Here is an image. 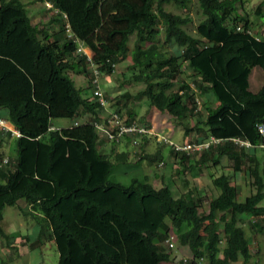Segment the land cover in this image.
Wrapping results in <instances>:
<instances>
[{
    "label": "trees",
    "instance_id": "trees-1",
    "mask_svg": "<svg viewBox=\"0 0 264 264\" xmlns=\"http://www.w3.org/2000/svg\"><path fill=\"white\" fill-rule=\"evenodd\" d=\"M51 1L58 11L46 24L60 26L58 37L32 21L23 0H0V116L20 132L14 158L0 145V235L12 237L6 244L13 248L20 233L4 230L3 210L22 200L28 208L20 212L38 224L34 247L53 241L57 264H175L186 255L183 264H248L254 253L241 214L253 217L254 231L264 230V163L260 167L255 152L264 151V134L257 127L264 124V35L253 31L244 1L196 0L200 17L194 35L184 28L190 16L165 6L188 9L191 0ZM254 13L264 25V0ZM160 34L173 45L171 52ZM131 35V59L138 68L134 79L145 84L136 96L176 118L190 112L203 117L204 133L197 140L220 139L203 148L193 164L186 151L171 147L173 156L187 167L217 165L226 156L234 170L251 179V194L239 200L231 175L212 170L208 176L216 193L201 210L198 195H174L170 186L157 187L147 176L133 177L127 185L109 180L114 163L132 156L99 148L93 121L103 108L93 92L82 96L70 72L89 63L76 51L78 41L90 49L101 75L113 72L127 54ZM182 68L193 86L182 79L175 89ZM254 68L263 75L255 90L250 87ZM210 92L214 97H206ZM121 106L116 107L120 114L136 118ZM80 114L87 118L78 120ZM53 118L72 121L52 128ZM76 120L80 123L74 125ZM233 137L252 145H239ZM2 161H10L7 169ZM170 231L176 237L173 246ZM177 245L187 254L171 257Z\"/></svg>",
    "mask_w": 264,
    "mask_h": 264
},
{
    "label": "rangeland",
    "instance_id": "rangeland-1",
    "mask_svg": "<svg viewBox=\"0 0 264 264\" xmlns=\"http://www.w3.org/2000/svg\"><path fill=\"white\" fill-rule=\"evenodd\" d=\"M23 1L27 4L29 15L32 14L30 15L32 21H38L37 16H34L33 14L38 13L41 0ZM243 1L244 7L250 13V19L254 21L253 31L257 33L258 36L264 35V25L254 13V10L260 0ZM165 6L166 9L173 12L189 15L191 20L186 25H184V28L189 33L193 35L195 34V25L200 17V14L197 13L198 4L196 0H191L188 9H180L179 6L174 4H166ZM52 14L53 13H51L49 10H46L43 14H40L39 18L44 20L41 23L38 22V25L41 27V25L44 24L46 27L45 24L47 22L45 19L50 17ZM47 28L53 30L54 25L49 27L47 24ZM133 41L134 35H131L129 40L130 49L123 58L115 63L114 71L110 73H101V75H99V87L108 100L107 108L120 107L124 103V106L122 105L121 107H127L128 110L131 109L133 112L131 114L137 115L136 113H138L139 115L137 116L139 117L136 116V118H138L142 123L149 125V130L152 131V133L145 135L137 146H134L133 142L128 138L123 141L127 142L128 145L133 147V156L131 155L133 158L131 157L128 162H115L108 175L109 180L118 181L127 185L131 182L133 177L143 180L144 176H147L149 180L157 187L163 185L164 183L170 186L174 195H178L180 191H183L185 194H188L189 191H191L193 196L198 195L202 203L200 208L201 210L207 209L209 199L216 193V190L211 185L210 177L208 176L212 170L216 171L217 173L224 172L231 175V180L236 186L238 194L237 198L239 200H242L245 195H249L250 192L252 193L254 188L251 184V179L249 176L245 175V173L242 171L239 172L234 170L233 160L227 158L226 156H222L220 158V162L217 165L211 164L208 166L207 164H201L200 166L193 167L184 166L177 156H173L171 144L163 139L171 140L176 144L179 143L180 145L188 141L200 142L197 139L198 136H202L204 133L202 128L203 117H198L196 114L192 115V112H190L181 118H176L171 116V114L165 110L162 111L156 108L154 109V107L150 105L147 98L136 96L138 91L145 87V84L134 79V73L138 71V68L133 65L131 59L130 50L133 48ZM159 41L164 43V36L162 34L159 36ZM164 44L171 52L173 45L170 43ZM77 68L78 70L75 69L71 71L76 87L81 89L82 96H92V90L87 84L88 78L92 73V67L88 63L86 68L84 66L82 68ZM88 69H90V73ZM262 78V71L259 68H254L250 74L251 89L255 90L260 84ZM182 79L189 81L190 85L193 86V79L190 77L189 71L187 68H182V72L178 75V78L174 80L175 89L178 88L179 81ZM196 91V99L200 101L199 106H202V96L198 94L199 90ZM205 95L206 97L210 98L214 97V95L212 96V92H210V95L209 93H205ZM197 109L198 108H196V110ZM201 113H203V111H201ZM71 121L72 120L68 118H53L51 120L53 124L59 126H68ZM186 127L189 129L187 134L185 132ZM0 133V145L4 147L5 155H11V157L14 158L16 155L15 142H13L14 146H11L10 143L11 136L16 135L11 133V131L3 132L2 129H0ZM150 138H154V140L156 138H162L160 141L155 140L160 144H157V146L155 145L154 148L158 149L159 153H161L158 160L149 159L148 156H146V153H143L144 148L142 147L143 145H141V143L143 140H150ZM140 147H142V149ZM116 152H118V150ZM199 152L200 151H189L192 164L197 158ZM155 153H157V151ZM257 157L259 158V165L261 167L264 163V151L260 148L257 149ZM7 163H10V161L6 163L2 161L1 168L7 169L9 167ZM162 170L165 171V180L162 177ZM260 204H264V201H261ZM14 206H7L3 210L4 218L2 219L1 225L3 226L4 230L14 233L19 232L20 234L25 233L34 237L38 228L37 222L32 217L23 215ZM241 215V217L244 219L243 224L246 235L250 242V249L254 253L248 264H264V230L254 231L251 227L253 217L244 213ZM7 238L11 239L12 237L4 238L0 235V248L3 246L4 249V253L2 255L0 252V262L3 260V257H7L6 255H11L12 259L14 256H16L18 250H22V246L16 243L14 244L13 249L9 247V245L6 244V242L9 240ZM25 248L27 247L24 246V249ZM38 248L39 254L34 253L35 257L33 259L34 261H32V264H36L37 262H39V264H57L58 252L53 241H47ZM169 253L171 257H177L181 254H187V251L185 252L181 246L177 245L172 250H170ZM10 260L8 261L6 259V261H3L6 264H12L13 260ZM13 264L21 263L19 260H16ZM231 264H240V262L235 261Z\"/></svg>",
    "mask_w": 264,
    "mask_h": 264
},
{
    "label": "built area",
    "instance_id": "built-area-1",
    "mask_svg": "<svg viewBox=\"0 0 264 264\" xmlns=\"http://www.w3.org/2000/svg\"><path fill=\"white\" fill-rule=\"evenodd\" d=\"M42 4L46 8V10L52 11L53 13H56L58 11V9L54 7V3L51 0H42ZM237 28H239V26ZM76 51L80 52L82 55H85L87 61L89 62V65L92 67V77H91L92 92L93 95L98 100L99 105L103 108V111L99 115V117L93 121V126L95 130L98 132L99 136H102L106 141L110 143L112 142L121 143L128 138L133 142L134 146H137L145 135L152 133V131L149 130L150 126L142 123L137 118L128 119V116L124 114V112L123 113L121 112L120 114L117 111L116 107L107 108L108 100L106 99L105 95L103 94L102 90L99 87L100 74L98 68L92 63L91 55L87 54L83 50V45L81 43L78 44ZM197 108L199 109V107ZM79 123L80 122L76 120L74 121L73 124L76 125ZM257 127L259 132L264 134V124L258 123ZM0 129H2L3 131H11V133L15 134L16 136L20 135L19 130L16 129L14 126H10V122L2 116H0ZM157 139L158 141L162 140V138H157ZM163 140L169 142V144H171V146L175 150L186 151L187 153H189L190 150L201 151L203 148L207 147L210 143L218 142L220 139L211 136L204 141H200V142L188 141L182 145H180L179 143L176 144L171 140H166V139ZM232 140L239 145H244V146L252 145V143L247 139L233 137ZM175 240L176 237L174 233L170 231L168 237L169 246H173ZM186 257L187 256H183L182 260L175 264H183L188 258Z\"/></svg>",
    "mask_w": 264,
    "mask_h": 264
},
{
    "label": "crops",
    "instance_id": "crops-1",
    "mask_svg": "<svg viewBox=\"0 0 264 264\" xmlns=\"http://www.w3.org/2000/svg\"><path fill=\"white\" fill-rule=\"evenodd\" d=\"M46 11V8L43 6V4H42V2H41V5H40V7H39V11H38V13H36V14H33L34 16H37V18H38V21L37 20H35V22L34 23H38V22H42L43 20L42 19H40L39 17V15L40 14H43L44 12ZM51 13H53L52 11H50ZM54 14V13H53ZM30 15H32V14H30ZM36 19V18H35ZM50 19V17H48L47 19H45V21L47 22V20H49ZM48 25H49V27H51L52 25H54V28H53V30H51L50 28H47V24H46V27L44 26V24L43 25H41V26H43V27H45L49 32H51V33H53L56 37H58V35H59V33H58V31H59V25L56 23V22H53V23H48ZM57 26V27H56ZM82 44V43H81ZM83 45V50L87 53V54H89V55H91V51H90V49L87 47V46H84V44H82ZM78 70V69H77ZM76 70V71H77ZM70 74H71V72H70ZM71 77H72V74H71ZM72 79H73V77H72ZM73 81H74V79H73ZM74 85H75V81H74ZM76 86V85H75ZM155 109V108H154ZM129 112V111H128ZM134 113H136V112H134ZM128 115H129V113H127ZM137 115H139L138 113H136ZM81 116L79 117V118H77L78 120H84V119H86L87 118V115H82V114H80ZM137 117H139V116H137ZM52 123V122H51ZM71 124V123H70ZM69 124V125H70ZM68 125V126H69ZM10 126H13V124L12 123H10ZM55 127H57V128H59V127H65V126H59V125H56V124H53L52 123V128H55ZM1 134V133H0ZM3 134V133H2ZM100 137V139H99V144H98V146H99V148L103 151V152H106V153H108V152H110V151H112V154L113 153H115L117 150L118 151H128L131 155H132V150H133V147L131 146V145H128L127 144V142H123V143H121V144H113V143H110V142H107L102 136H99ZM0 138H1V135H0ZM201 138V136H198V139H200ZM14 140H16V136H11V143H10V145L11 146H14L13 145V142H15ZM155 140H157L158 141V139L156 138ZM154 140V138H150V140H143L142 141V144L141 145H143L142 147L144 148V152L143 153H146V155H156V154H158V155H160L161 153H159V151H158V149H154L155 148V145L157 146V144H159V143H157L156 141ZM160 145V144H159ZM1 147L2 148H4L2 145H1ZM142 147H140L141 149H142ZM257 149L258 148H256V150H255V152H256V154H257ZM261 149V148H260ZM157 151V153H155ZM130 155V156H131ZM8 157H9V155H7ZM133 156V155H132ZM133 158V157H132ZM11 161H13V160H11ZM173 162V161H172ZM240 172V171H239ZM165 171L164 170H162V177L164 178V180L166 179V176H165ZM250 194H251V192H250ZM19 205H20V207H19ZM12 206H14V205H12ZM18 211H20V208L21 209H25V208H28V205L24 202V201H22V200H19L16 204H15V206H14ZM4 218V217H3ZM2 218V219H3ZM1 222H2V220H1ZM36 239V234H35V236L33 237V236H31V235H29V234H25V233H21V234H18L17 235V238L15 237V239H13V242L12 243H16V244H19V245H21L22 246V250H18L17 251V254H16V256H14L12 259H11V255H6V256H9L10 257V261H12V264L16 261V260H19L20 261V263L21 264H32V261H34L33 259H34V257H35V255H34V253H37V254H39V248L38 247H34V245H33V241ZM6 246V245H5ZM14 245H12V247H13ZM24 246L25 247H27V248H25L24 249ZM6 248V247H5ZM13 249V248H12ZM16 249V248H15ZM0 252H1V255L4 253V249H3V246H2V248H0ZM6 254H8V253H6ZM57 262H58V259H57ZM1 264V263H0ZM2 264H6L4 261L2 262ZM36 264H39V262H37Z\"/></svg>",
    "mask_w": 264,
    "mask_h": 264
},
{
    "label": "clouds",
    "instance_id": "clouds-1",
    "mask_svg": "<svg viewBox=\"0 0 264 264\" xmlns=\"http://www.w3.org/2000/svg\"><path fill=\"white\" fill-rule=\"evenodd\" d=\"M79 43H82V42H79V41H78V44H79ZM82 44H83V43H82Z\"/></svg>",
    "mask_w": 264,
    "mask_h": 264
}]
</instances>
